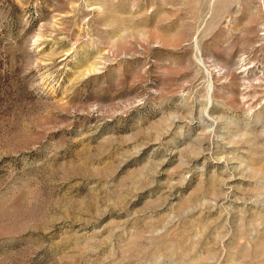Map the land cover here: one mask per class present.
<instances>
[{
  "label": "rangeland",
  "instance_id": "rangeland-1",
  "mask_svg": "<svg viewBox=\"0 0 264 264\" xmlns=\"http://www.w3.org/2000/svg\"><path fill=\"white\" fill-rule=\"evenodd\" d=\"M0 264H264V0H0Z\"/></svg>",
  "mask_w": 264,
  "mask_h": 264
}]
</instances>
